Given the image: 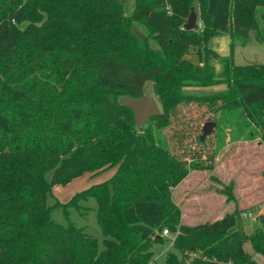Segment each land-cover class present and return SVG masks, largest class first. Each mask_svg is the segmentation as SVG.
Returning a JSON list of instances; mask_svg holds the SVG:
<instances>
[{"label": "trees", "instance_id": "obj_1", "mask_svg": "<svg viewBox=\"0 0 264 264\" xmlns=\"http://www.w3.org/2000/svg\"><path fill=\"white\" fill-rule=\"evenodd\" d=\"M195 3L201 25L189 31ZM223 33L232 48L264 45V0H134L129 16L117 0H0V264H155L165 229L176 251L166 264H264L246 250L264 258V214L251 234L238 210L188 226L172 199L187 161L163 131L183 106H206L220 140L264 143V64L220 56L209 43ZM148 82L161 114L138 130L119 99L144 96ZM211 87L224 89L199 90ZM109 169L69 202L47 204L53 185ZM89 198L101 249L85 228L52 218Z\"/></svg>", "mask_w": 264, "mask_h": 264}, {"label": "rangeland", "instance_id": "obj_2", "mask_svg": "<svg viewBox=\"0 0 264 264\" xmlns=\"http://www.w3.org/2000/svg\"><path fill=\"white\" fill-rule=\"evenodd\" d=\"M124 6L126 15L134 11V0H117ZM197 13L198 26L199 6L194 5ZM187 22V21H186ZM140 38L145 37V32L137 25L133 28ZM210 48L220 56H233L238 66L247 64H264V45L252 42L247 46L232 48V38L229 33H223L210 40ZM188 59L198 62L197 49L191 48L186 55ZM217 70L221 69L216 64ZM221 87L200 88L203 93L220 91ZM145 95H154L153 85L148 82L144 87ZM210 110L203 105L193 103L183 106L171 127L163 131L169 142L171 151L187 161L188 174L172 191V199L181 210L183 224L193 226L204 222H211L240 211L238 227L251 234L255 229L258 217L264 214V143L258 136L253 140L240 137L237 140L226 133V138L220 140L214 132L206 137L204 142H199L204 124L211 119ZM223 141V142H222ZM192 157H195L193 160ZM114 170L109 169L98 174L86 173L66 185H53L48 195L47 204L54 206L56 203H67L74 195L108 179ZM52 173L46 174V179L51 181ZM232 185L234 198H229L225 188ZM82 207L75 206L55 208L52 218L66 226L72 222L78 228H85L89 234L99 241L100 249L103 248V235L99 227L96 209L97 201L89 198L79 203ZM251 213L253 219H243L244 214ZM164 243L152 246L155 264H166L169 251H174L168 237ZM246 250L254 254L255 259L263 263L264 258L255 254L250 244Z\"/></svg>", "mask_w": 264, "mask_h": 264}, {"label": "water", "instance_id": "obj_3", "mask_svg": "<svg viewBox=\"0 0 264 264\" xmlns=\"http://www.w3.org/2000/svg\"><path fill=\"white\" fill-rule=\"evenodd\" d=\"M197 13L192 9L190 16L185 23L186 30H195L198 27ZM119 103L132 110L134 113L135 126L138 130L148 126L149 121L161 114V109L157 100L152 95H144L142 97L122 96ZM215 122L207 121L202 129L201 142H204L207 136L214 132Z\"/></svg>", "mask_w": 264, "mask_h": 264}, {"label": "built area", "instance_id": "obj_4", "mask_svg": "<svg viewBox=\"0 0 264 264\" xmlns=\"http://www.w3.org/2000/svg\"><path fill=\"white\" fill-rule=\"evenodd\" d=\"M245 220H250V219H253V215L251 213H247V214H244V217H243ZM163 236L165 237H169L170 236V232L168 229H165L163 231Z\"/></svg>", "mask_w": 264, "mask_h": 264}, {"label": "crops", "instance_id": "obj_5", "mask_svg": "<svg viewBox=\"0 0 264 264\" xmlns=\"http://www.w3.org/2000/svg\"><path fill=\"white\" fill-rule=\"evenodd\" d=\"M191 60H192V59H191ZM192 61H195V58H194ZM221 88H222V89H221ZM221 88H220L221 90H223V89H224L223 87H221Z\"/></svg>", "mask_w": 264, "mask_h": 264}]
</instances>
